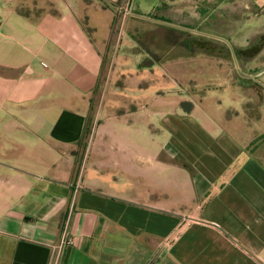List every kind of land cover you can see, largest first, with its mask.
I'll return each mask as SVG.
<instances>
[{"label": "crops", "instance_id": "1", "mask_svg": "<svg viewBox=\"0 0 264 264\" xmlns=\"http://www.w3.org/2000/svg\"><path fill=\"white\" fill-rule=\"evenodd\" d=\"M210 1L0 0V264H264V65L185 150L87 127L118 14L185 31Z\"/></svg>", "mask_w": 264, "mask_h": 264}, {"label": "rangeland", "instance_id": "2", "mask_svg": "<svg viewBox=\"0 0 264 264\" xmlns=\"http://www.w3.org/2000/svg\"><path fill=\"white\" fill-rule=\"evenodd\" d=\"M201 8L185 31L120 21L118 14L87 127L185 150L194 144L197 121L187 111L197 100H226L232 80L240 82L234 94L255 93L243 82L257 78L264 65V12L244 0H211Z\"/></svg>", "mask_w": 264, "mask_h": 264}]
</instances>
